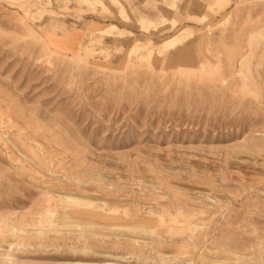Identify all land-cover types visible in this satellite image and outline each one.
Returning <instances> with one entry per match:
<instances>
[{
    "label": "rangeland",
    "instance_id": "374dc122",
    "mask_svg": "<svg viewBox=\"0 0 264 264\" xmlns=\"http://www.w3.org/2000/svg\"><path fill=\"white\" fill-rule=\"evenodd\" d=\"M0 264H264V0H0Z\"/></svg>",
    "mask_w": 264,
    "mask_h": 264
},
{
    "label": "bare ground",
    "instance_id": "6f19581e",
    "mask_svg": "<svg viewBox=\"0 0 264 264\" xmlns=\"http://www.w3.org/2000/svg\"><path fill=\"white\" fill-rule=\"evenodd\" d=\"M111 27H112V26H111ZM113 27H114V26H113ZM170 40H172V39H166V40L162 41V42L160 43V48H166V49H167L168 46L170 47V45H172V44L168 43Z\"/></svg>",
    "mask_w": 264,
    "mask_h": 264
}]
</instances>
